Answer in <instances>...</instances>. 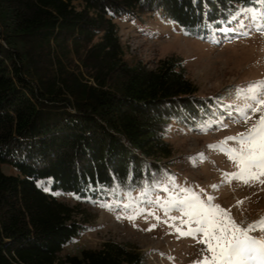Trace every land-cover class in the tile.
<instances>
[{
    "label": "trees",
    "instance_id": "trees-1",
    "mask_svg": "<svg viewBox=\"0 0 264 264\" xmlns=\"http://www.w3.org/2000/svg\"><path fill=\"white\" fill-rule=\"evenodd\" d=\"M261 2L0 0V264H144L112 241L62 255L85 227L54 193L121 197L159 184L172 123L207 120L216 100L175 58L127 60L121 24L157 14L194 37H222Z\"/></svg>",
    "mask_w": 264,
    "mask_h": 264
},
{
    "label": "rangeland",
    "instance_id": "rangeland-1",
    "mask_svg": "<svg viewBox=\"0 0 264 264\" xmlns=\"http://www.w3.org/2000/svg\"><path fill=\"white\" fill-rule=\"evenodd\" d=\"M255 11L264 12V2ZM238 18L232 26L235 30L222 37H194L157 14L144 15L141 25L121 24L120 39L127 60H141L155 67L161 59H177L199 94L216 100V108L207 120L172 123L167 135L172 157L163 162L170 169L159 184L125 192L121 197L107 193L102 198L88 199L55 192L80 211L75 218L85 227L72 244L64 247L62 255L80 256L82 249L99 248L112 241L138 249L144 254V264H190L203 245L176 232L172 225L180 227V219L173 218L181 217L182 212L169 203L190 193L230 210L244 227L264 216V185L249 187L235 180L228 182L225 174L236 172V165L223 151L210 147L247 131L259 115L250 114L252 119L245 123L236 111L245 101L237 99L235 91L264 80V16L253 20L244 11ZM228 146L237 145L228 141ZM2 168L7 174L17 173L11 166ZM45 191L51 189L46 187ZM209 197L213 199L209 201ZM251 235L259 238L262 233Z\"/></svg>",
    "mask_w": 264,
    "mask_h": 264
},
{
    "label": "snow or ice",
    "instance_id": "snow-or-ice-1",
    "mask_svg": "<svg viewBox=\"0 0 264 264\" xmlns=\"http://www.w3.org/2000/svg\"><path fill=\"white\" fill-rule=\"evenodd\" d=\"M246 11L253 20L264 16V12ZM261 30L264 31V28ZM235 96L245 101L243 107L236 108L245 123L252 119L250 114L259 115L247 131L226 137L218 145L210 147L223 151L236 165V172L225 174L228 182L235 180L249 187L264 185V80L237 88ZM228 141H234L237 146L229 147ZM164 190L167 191V188ZM212 199L208 198L209 201ZM169 203L182 212L181 217L173 218L180 219V227L172 225L176 232L203 245L190 264H264V216L244 227L231 216L230 210L206 203L194 193ZM255 231H260L262 235L259 238L251 235Z\"/></svg>",
    "mask_w": 264,
    "mask_h": 264
}]
</instances>
